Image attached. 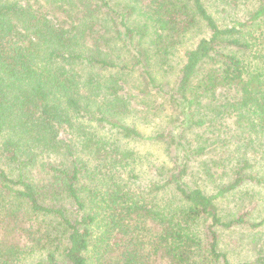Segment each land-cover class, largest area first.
Here are the masks:
<instances>
[{
  "label": "trees",
  "instance_id": "1",
  "mask_svg": "<svg viewBox=\"0 0 264 264\" xmlns=\"http://www.w3.org/2000/svg\"><path fill=\"white\" fill-rule=\"evenodd\" d=\"M108 134L166 158L143 170ZM248 187L264 0H0V264H234L220 240L238 227L255 253L235 264H264L262 198L218 206Z\"/></svg>",
  "mask_w": 264,
  "mask_h": 264
},
{
  "label": "rangeland",
  "instance_id": "2",
  "mask_svg": "<svg viewBox=\"0 0 264 264\" xmlns=\"http://www.w3.org/2000/svg\"><path fill=\"white\" fill-rule=\"evenodd\" d=\"M213 11L214 16L221 23H227L232 18H234V14L232 11L224 13L220 7H215L211 9ZM236 12L238 15L242 14L240 8H236ZM205 34V33H204ZM194 40V36L186 40V42L181 45L178 53L173 57L172 64L173 70H177L183 61V50ZM143 120H137V122H142ZM150 123L141 124L139 123L137 127L142 130L145 134L150 133L152 130V126ZM109 137V141L113 144H118L121 148H131L136 150L139 153L140 160L142 162V169L144 170L147 164L151 162H160L165 160L166 156L163 152L161 146L157 144H151L146 141H135V140H127L125 138H121L117 135H107ZM252 150H257L254 155L256 156L259 153V147H255ZM113 160V159H112ZM142 178L145 175L141 176ZM250 190L237 191L233 194L228 195L226 198L218 201L219 209L221 213L226 216L227 214L236 213L239 209H247L251 203L262 198L257 204V209L254 210V217L251 219L252 221L260 220L264 218V190H260L256 187H248ZM255 230H260L264 232V225L260 226V228H256ZM249 234H251L249 236ZM253 237V233L251 230L247 228H234L233 230H227L223 233L220 240V247L227 253L228 258L232 263H237L245 260H251L253 254L255 253V247L249 243L250 238Z\"/></svg>",
  "mask_w": 264,
  "mask_h": 264
}]
</instances>
